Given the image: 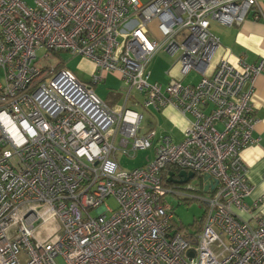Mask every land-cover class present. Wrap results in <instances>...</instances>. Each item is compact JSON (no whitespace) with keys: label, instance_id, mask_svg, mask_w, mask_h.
<instances>
[{"label":"built area","instance_id":"obj_1","mask_svg":"<svg viewBox=\"0 0 264 264\" xmlns=\"http://www.w3.org/2000/svg\"><path fill=\"white\" fill-rule=\"evenodd\" d=\"M258 2L0 0V264H264V197L246 202L240 156L257 140L250 101L264 54L239 59L240 69L225 59L211 74L201 67L221 45L210 23L240 25L250 11L256 19ZM159 51L199 80L150 82ZM49 52L89 59L93 83L117 74L122 104L109 106L63 62L40 66ZM128 103L172 105L191 119L175 143L142 131ZM150 148L139 167L117 160ZM169 167L208 185L198 230L174 221Z\"/></svg>","mask_w":264,"mask_h":264},{"label":"crops","instance_id":"obj_2","mask_svg":"<svg viewBox=\"0 0 264 264\" xmlns=\"http://www.w3.org/2000/svg\"><path fill=\"white\" fill-rule=\"evenodd\" d=\"M259 17L254 18V11H250L247 18L240 25L226 26L212 21L210 30L219 38L220 47L215 52L209 63H202V69L211 74L215 65L220 59H225L233 67L240 69L239 59L254 63L264 54V0H259ZM69 55L67 52H65ZM71 56V55H69ZM176 55H170L165 51H159L152 58L148 70L150 82H157L164 86L171 78H175L183 84H194L200 78V73L190 69L187 73H180V66L176 63ZM73 57V56H71ZM76 63L81 71L85 72L88 79H81L91 83L93 90L101 84L107 85L104 97H101L109 106L122 104L124 96V85L117 74L104 72L103 79L97 83L92 82V75L98 73L95 65L87 58L75 56ZM251 95V106L256 122L253 129V136L257 139L253 144L241 150L240 156L247 167V181L252 186L251 194L245 199L248 204L257 197H264V72L256 76ZM96 86V87H94ZM100 96V95H99ZM122 101V102H121ZM138 107L140 104H132ZM150 117L146 128L154 129L156 135H168L172 141L177 143L181 140L182 134L190 114L180 113L174 106L155 109L146 107ZM136 109V108H134ZM137 110V109H136ZM179 172V171H176ZM264 211V206L261 207ZM242 216H246L242 214Z\"/></svg>","mask_w":264,"mask_h":264},{"label":"rangeland","instance_id":"obj_3","mask_svg":"<svg viewBox=\"0 0 264 264\" xmlns=\"http://www.w3.org/2000/svg\"><path fill=\"white\" fill-rule=\"evenodd\" d=\"M26 3L32 4L33 0H25ZM49 59L46 61H40V66L48 65H59L63 62L67 67H69L74 73L81 78V79H88V76L85 72L81 71L78 67L76 60L74 57H71L67 55L65 52H60L58 54H54L53 52H49ZM38 55H41V52H38ZM177 58V55L175 56ZM47 70L44 69L41 75L45 74ZM96 87V86H94ZM107 85L101 84L98 87H96V93L100 95V97H104V91H106ZM132 95L139 98V101L142 99L140 95L137 94L136 91L132 92ZM124 97V96H123ZM116 101V98L112 101ZM110 101V106L113 104ZM122 102V101H121ZM140 104V103H139ZM129 107L136 108L138 111H140L143 115L142 120V131H147L149 128H146L148 124V119L150 117V114L148 112L147 108L143 107L142 104H140L138 107H134L131 103H128ZM153 149H146V150H139L136 152L134 156H127L124 154H117V160L120 163V165L123 168L131 169L135 167H139L146 162L153 159ZM189 184V187H192V189H186V185ZM201 181L198 179V177L194 176L191 178L188 182L184 184H171L170 187H172L173 193H167L165 195V200L169 205L172 206L173 212H174V221L179 226L185 227L189 229L190 232L194 231L198 228V224L201 222L202 218L205 214V205L204 203L198 199L199 197H202L206 195V193L200 189ZM188 187V186H187ZM183 194H189L193 198L185 199ZM196 197V198H194ZM107 205H109L112 208L116 207V202L114 199L109 198L105 201ZM58 264H62V259H57Z\"/></svg>","mask_w":264,"mask_h":264},{"label":"water","instance_id":"obj_4","mask_svg":"<svg viewBox=\"0 0 264 264\" xmlns=\"http://www.w3.org/2000/svg\"><path fill=\"white\" fill-rule=\"evenodd\" d=\"M173 176H174V173L170 172L168 180L170 182H173V183L179 185V184H184V183L188 182L191 178L194 177V173L186 172L185 170H179V172L177 173V179H175ZM207 178H208V176H205L204 180L207 179ZM213 183L214 184L217 183V180H214ZM213 185H211V188H212ZM207 189H208V185H205L204 186V191L207 190Z\"/></svg>","mask_w":264,"mask_h":264},{"label":"trees","instance_id":"obj_5","mask_svg":"<svg viewBox=\"0 0 264 264\" xmlns=\"http://www.w3.org/2000/svg\"><path fill=\"white\" fill-rule=\"evenodd\" d=\"M168 169H169V172H173V173L176 172V169L174 167H169ZM185 199H188V198H185ZM203 218H202V220H203ZM202 220H201V222H202ZM201 222L198 224V228L195 229V230H198L200 228Z\"/></svg>","mask_w":264,"mask_h":264},{"label":"flooded vegetation","instance_id":"obj_6","mask_svg":"<svg viewBox=\"0 0 264 264\" xmlns=\"http://www.w3.org/2000/svg\"><path fill=\"white\" fill-rule=\"evenodd\" d=\"M177 173H178V172H174V176H173V177H174L175 179H177Z\"/></svg>","mask_w":264,"mask_h":264}]
</instances>
